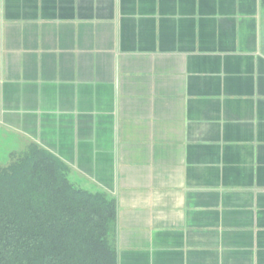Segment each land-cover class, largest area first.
Here are the masks:
<instances>
[{"label": "crops", "instance_id": "0c3cea01", "mask_svg": "<svg viewBox=\"0 0 264 264\" xmlns=\"http://www.w3.org/2000/svg\"><path fill=\"white\" fill-rule=\"evenodd\" d=\"M34 143L116 203V264H264L260 0H0V165Z\"/></svg>", "mask_w": 264, "mask_h": 264}, {"label": "trees", "instance_id": "16d2710c", "mask_svg": "<svg viewBox=\"0 0 264 264\" xmlns=\"http://www.w3.org/2000/svg\"><path fill=\"white\" fill-rule=\"evenodd\" d=\"M115 229L114 198L50 151L31 143L0 165V264H116Z\"/></svg>", "mask_w": 264, "mask_h": 264}]
</instances>
